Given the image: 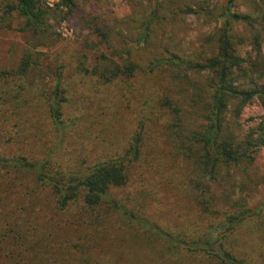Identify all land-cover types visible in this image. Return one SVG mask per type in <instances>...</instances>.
I'll list each match as a JSON object with an SVG mask.
<instances>
[{
  "label": "trees",
  "instance_id": "16d2710c",
  "mask_svg": "<svg viewBox=\"0 0 264 264\" xmlns=\"http://www.w3.org/2000/svg\"><path fill=\"white\" fill-rule=\"evenodd\" d=\"M185 1L174 0L170 7V1H160L152 11L139 39L145 51L142 62L118 64L110 73L100 75V85L110 88L123 84L130 92L134 91V81L143 75L149 79V87L151 83L158 85L153 98L139 93L142 105L153 111L140 121L139 131L119 155L91 159L75 155L68 148L69 140L76 139L73 134L90 131L82 130L77 116H68L71 98L61 90L58 76L48 93L44 89L38 94L36 84L41 82L37 75L42 66L38 55L27 53L16 70L0 68L2 257L10 261L19 258L23 264H41L43 258L70 256L78 251L82 256L80 264H89L98 249L106 252L107 247L115 248L127 256L130 243L142 241L159 246L158 254L173 264H264V204L254 209L249 200L232 199L231 204L220 207L215 191L219 185L239 188L236 177L246 175L264 150V115L248 131H243L240 123L245 107L253 100L257 99L264 110V0L254 16L235 14L234 0H229L226 18L223 23L217 20L209 34L210 43H205L214 46L207 58L196 52L186 56L188 47L184 42H173L176 36L167 29L180 15L184 21L188 15H195L207 22L209 14L185 11ZM61 3L69 10L76 8V0ZM12 15L25 20L28 26H37L46 12L39 0L0 3L1 18ZM237 23L251 29L243 34L242 41L233 34ZM97 31L102 36L101 29ZM247 47H251V53L245 52ZM186 108L195 115L190 126L184 114ZM165 115L171 121L160 124L159 116ZM151 125L154 130L166 126L167 131L178 130L182 154L191 169L198 217L190 220L185 234L175 235L138 209L147 206L145 194H151L146 197L149 200L155 192L154 182L145 184L136 178L138 170L148 165L143 145ZM10 127L14 133L8 139ZM91 137L95 139V133L88 139ZM6 147L15 151L7 153L3 150ZM147 185L152 186L151 192L146 191ZM130 201L139 206L130 208ZM62 217L77 224L72 229L74 226L67 222L71 227L67 236L54 240L53 233L59 226H54L55 218ZM114 218L126 220L127 229L117 227ZM224 224L225 230L213 237L212 232ZM127 235L134 236L128 246L124 242Z\"/></svg>",
  "mask_w": 264,
  "mask_h": 264
},
{
  "label": "rangeland",
  "instance_id": "374dc122",
  "mask_svg": "<svg viewBox=\"0 0 264 264\" xmlns=\"http://www.w3.org/2000/svg\"><path fill=\"white\" fill-rule=\"evenodd\" d=\"M10 1L16 0H0V3ZM39 1L46 15L37 26H28L25 20H18L16 15L5 19L0 16V68L16 70L27 53L38 55L42 61L41 74L37 75L41 82L36 84L38 94L44 89L48 93L55 86L58 76L61 90L71 98V108H67L68 116L73 118L77 116L82 130L90 131L89 134L85 132L73 134L76 139L69 140L68 148L73 149L75 155H87L91 159L105 158L108 154H121L139 131L140 121L151 116L153 111L148 105H142L139 93L145 98H153L158 85L151 83L149 87L147 83L149 79L143 75L134 81V91L130 92L123 84L110 88L100 85V75L110 73L118 64L142 62L140 58L145 51H142L143 46L139 44L140 35L152 11L164 0H76L74 11L63 7L61 0ZM168 1L170 7L174 0ZM261 1L234 0L232 11L235 14L247 13L254 16L256 7H261ZM228 2L229 0L185 1V11L193 9L209 14L207 22L195 15H188L184 21L180 15L173 26H168V31L176 36L173 42H184V46L188 47L186 56L192 55L193 52L202 53L204 58L212 55L214 46L212 43L208 45L205 43H210L209 34L217 26V20L223 23L226 18L223 17ZM98 29H101L102 36ZM233 29L237 41H242L245 37L243 34L247 35L251 31L249 27L245 28L243 23L234 24ZM160 36L166 37L162 33ZM262 44L264 57V40ZM175 49L179 51L180 48L177 46ZM245 49V52L251 53V47ZM152 105L154 109L156 104L153 102ZM187 108L184 114L190 126L195 115ZM263 115L264 110L260 102L257 99L253 100L245 107L240 117L243 131L255 127ZM159 119V123L162 124L164 120L169 122L172 118L165 115L159 116ZM166 129L167 126L154 130V125H151L150 135L144 141L143 155L148 165L138 170L136 178L143 180L145 184L152 185L154 182L155 192L149 200L146 197L151 194H145L147 206L138 209L150 221L171 229L176 232L175 235H180L188 233L190 220L198 217V209L192 197L191 169L184 159L186 155L182 154L184 150L177 136L178 130ZM13 133L14 128L10 127L8 139ZM93 133L95 139L94 136L88 139ZM116 140L118 142H115ZM3 150L7 153L15 151L8 147ZM236 180L239 188L231 189L219 185L215 190L218 196L217 204L220 207L231 204L232 199L249 200L254 209L264 204V150L258 154L247 174L238 175ZM151 190L152 186L147 185L146 191ZM135 204L138 205L134 201L128 202L132 209L135 208ZM85 221L88 222L89 219ZM55 222L54 226H59L53 233L54 240H62L67 236L68 229L71 228L66 225L67 222L73 226L77 224L67 217L55 218ZM113 222L117 227L127 229L126 220L114 218ZM226 226L224 224L218 231H213L212 236L216 237ZM127 236L124 242L128 246V242L132 241L130 237L134 236ZM130 246L127 256H122L124 254L115 248L110 250L107 247L105 252L104 248L100 247L102 250L98 249L99 253L92 255L89 264H95V260L98 264H173L171 259L158 254L157 245L133 241ZM56 249L57 246L54 245L52 250ZM24 250L23 246V252ZM40 253L41 257H44V252ZM2 254L3 251L0 252V264H23L19 263V258L10 261L2 257ZM43 260L41 264H80L82 256L80 252L75 251L70 256H51ZM53 260L56 263H53Z\"/></svg>",
  "mask_w": 264,
  "mask_h": 264
}]
</instances>
